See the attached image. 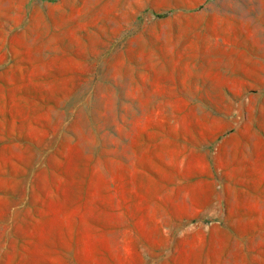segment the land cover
I'll use <instances>...</instances> for the list:
<instances>
[{
	"label": "rangeland",
	"instance_id": "374dc122",
	"mask_svg": "<svg viewBox=\"0 0 264 264\" xmlns=\"http://www.w3.org/2000/svg\"><path fill=\"white\" fill-rule=\"evenodd\" d=\"M0 264H264V0H0Z\"/></svg>",
	"mask_w": 264,
	"mask_h": 264
}]
</instances>
